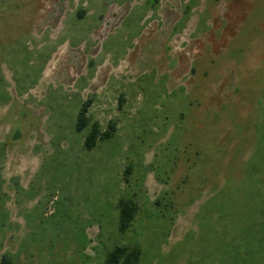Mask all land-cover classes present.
Masks as SVG:
<instances>
[{
  "label": "rangeland",
  "instance_id": "rangeland-1",
  "mask_svg": "<svg viewBox=\"0 0 264 264\" xmlns=\"http://www.w3.org/2000/svg\"><path fill=\"white\" fill-rule=\"evenodd\" d=\"M115 246L264 264V0H0V258L105 264Z\"/></svg>",
  "mask_w": 264,
  "mask_h": 264
},
{
  "label": "trees",
  "instance_id": "trees-1",
  "mask_svg": "<svg viewBox=\"0 0 264 264\" xmlns=\"http://www.w3.org/2000/svg\"><path fill=\"white\" fill-rule=\"evenodd\" d=\"M123 99L121 96L117 99V107L122 108ZM91 103L90 98H86L77 113L75 130L80 132L89 124L87 116L88 107ZM116 129V123L112 120L108 121L104 129H100L99 124L94 121L89 125V130L84 136L83 146L85 149L93 148L97 141L109 138ZM129 166L126 167L125 172L128 173ZM119 211L118 229L125 231L131 225L134 215L137 212V204L133 199H120L117 203ZM140 250L138 247L115 246L105 255V264H138ZM0 264H11V260L7 256L0 258Z\"/></svg>",
  "mask_w": 264,
  "mask_h": 264
}]
</instances>
